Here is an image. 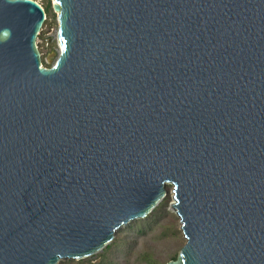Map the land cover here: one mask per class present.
<instances>
[{
    "label": "water",
    "instance_id": "1",
    "mask_svg": "<svg viewBox=\"0 0 264 264\" xmlns=\"http://www.w3.org/2000/svg\"><path fill=\"white\" fill-rule=\"evenodd\" d=\"M0 0V264L94 256L172 186L165 264H264V0ZM51 64V59L46 61Z\"/></svg>",
    "mask_w": 264,
    "mask_h": 264
},
{
    "label": "rangeland",
    "instance_id": "2",
    "mask_svg": "<svg viewBox=\"0 0 264 264\" xmlns=\"http://www.w3.org/2000/svg\"><path fill=\"white\" fill-rule=\"evenodd\" d=\"M36 1L41 3L45 9L50 5L52 6L53 3V0ZM47 14V20L43 25V30L37 38V43L42 53L44 65L49 67L57 60L60 52L57 39L59 21L52 7L48 9ZM48 59H51V64L46 62ZM172 190V186H168L167 196L160 202V204H163L165 213L163 212L162 215H160L159 222L153 230L149 231L145 237H140L138 239V244L131 255L130 264H146L144 261L142 262L140 258V255L146 251L152 252L153 256L160 264H165L174 256H177L180 249L185 244V238L181 231L180 219L176 212L171 210V204L174 201ZM96 255L89 258H93L94 261H97L98 258H96Z\"/></svg>",
    "mask_w": 264,
    "mask_h": 264
},
{
    "label": "trees",
    "instance_id": "3",
    "mask_svg": "<svg viewBox=\"0 0 264 264\" xmlns=\"http://www.w3.org/2000/svg\"><path fill=\"white\" fill-rule=\"evenodd\" d=\"M51 7V5L47 7L46 11ZM163 212L165 213L163 204L159 203L145 219L135 220L126 228L119 230L114 240L102 251L98 252L97 255L95 254L96 258H98L97 261H94L93 258H86L61 261L59 264H130L131 255L138 244V239L145 237L149 231L155 228ZM140 258L146 264H160L153 256V253L149 251L142 253ZM176 258L177 256H174L171 260Z\"/></svg>",
    "mask_w": 264,
    "mask_h": 264
}]
</instances>
